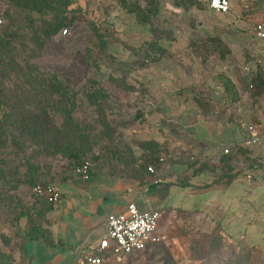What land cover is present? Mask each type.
<instances>
[{"label":"crops","instance_id":"crops-1","mask_svg":"<svg viewBox=\"0 0 264 264\" xmlns=\"http://www.w3.org/2000/svg\"><path fill=\"white\" fill-rule=\"evenodd\" d=\"M253 27L206 0L172 5L152 24L126 16L113 66L126 92L118 114L106 112L116 147L87 182L74 172L59 177L60 200L43 203L28 226L30 264H80L77 251L96 246L107 218L131 203L160 213L168 242L195 223L233 248L264 250V140L247 144L244 129L264 130V42ZM151 164L159 182L149 185Z\"/></svg>","mask_w":264,"mask_h":264},{"label":"rangeland","instance_id":"rangeland-1","mask_svg":"<svg viewBox=\"0 0 264 264\" xmlns=\"http://www.w3.org/2000/svg\"><path fill=\"white\" fill-rule=\"evenodd\" d=\"M162 12L169 10L175 0H157ZM187 1V0H185ZM229 1V0H228ZM234 9L228 13L240 12L251 26L264 17V0H232ZM136 3L145 8V0H76L65 15L66 25L50 38L43 39L42 47L36 49L29 64L40 72L54 73L63 78L69 94V108L75 98L73 116L66 113L59 103L47 104L48 108L34 105L29 108L33 123L38 127L45 142L39 147L28 145L22 152L0 150V247L1 255L10 256L15 264H30L28 258V226L37 223V214L45 203L33 193L37 183H57L63 174L73 172L78 158L91 160L93 164L105 153H111L110 138L105 133L108 120L100 112L98 99L92 86L106 96H111L109 106L118 114L121 110L120 97L126 92L109 72L99 69L109 63L116 67L112 58L106 55L109 42H102L112 34L119 44H124L123 30L126 13ZM7 0H0V26L6 25L3 12ZM234 10V11H233ZM66 34H62L63 30ZM109 33V34H108ZM110 40V38H109ZM136 40V38L130 41ZM27 79L7 78L2 85L5 101L0 102V120L5 114L21 118L25 106L19 103V89ZM94 92V93H93ZM56 96L53 95L51 100ZM68 97V96H67ZM95 101V102H94ZM101 101V100H100ZM15 104V106H14ZM42 111L48 112L46 117ZM98 111V112H97ZM29 118V114L25 115ZM76 120H74V119ZM45 145L48 147L45 148ZM76 155V157H74ZM78 157V158H77ZM160 228V227H159ZM159 235V234H158ZM160 236V235H159ZM177 241L168 242L160 236L139 257L116 260L117 264H264V250H255L245 244L233 248L224 243L215 230L200 231L192 228L177 230ZM2 244V245H1Z\"/></svg>","mask_w":264,"mask_h":264},{"label":"trees","instance_id":"trees-1","mask_svg":"<svg viewBox=\"0 0 264 264\" xmlns=\"http://www.w3.org/2000/svg\"><path fill=\"white\" fill-rule=\"evenodd\" d=\"M210 1L206 0V3L209 5ZM145 2V8L143 9H140L136 3L126 4L128 6L125 9L127 11L126 16L130 18L132 24H152V19L162 11L157 0H145ZM74 3H76V0H7L8 8L3 12L6 25L4 27L0 26V102H4L7 95H2L4 90L2 82L11 77L13 79L14 77L21 80L27 79V82L20 83L21 89H19L20 91L17 95L19 103H23L26 110H24L21 118L13 116L10 119L9 115L5 114L0 120V150L11 149L14 152H22L28 145L39 147L40 144L45 142V138L42 139V133L37 130L38 127L31 126L32 128H29V123H33L29 108L34 105L42 104V107L46 109L49 103H59L63 104L61 107L69 116L72 114L75 98L70 101L72 103L70 109L68 105L70 96L65 91L66 86L63 83L65 80L54 73L40 72L38 67H33L34 65L29 64V60L35 52L31 46L34 45L36 49H40L43 39L50 38L58 30L65 27L67 23L65 15ZM229 3L230 7L234 6L232 0H229ZM195 4L196 0L174 1L175 6L184 9H189ZM102 42H109L105 49L106 55L116 62L120 52L115 38L109 34L103 38ZM103 65L99 69L105 72H109L110 69L112 79L121 84L122 81L119 75L114 74V70L111 69L109 63H104ZM91 88L95 92L93 93L97 99L99 95L101 96L97 100L99 103L95 105L100 108V113L106 117V112H111L108 96L99 91L97 85ZM53 95L56 97L51 100ZM27 113L29 118L25 116ZM42 114L46 117L49 113L45 112L44 114V111H42ZM104 130L110 138L111 145L113 132L106 123ZM47 147L45 145V148ZM115 147L111 145L112 149H115ZM84 160L88 159L78 158L76 166ZM1 250L2 248L0 247V264H15L12 257L6 256L3 258Z\"/></svg>","mask_w":264,"mask_h":264},{"label":"built area","instance_id":"built-area-1","mask_svg":"<svg viewBox=\"0 0 264 264\" xmlns=\"http://www.w3.org/2000/svg\"><path fill=\"white\" fill-rule=\"evenodd\" d=\"M210 9L220 13L228 14L231 11L228 0H211ZM1 23V21H0ZM63 30L62 34H66ZM254 36L264 42V17L260 18L253 27ZM264 86V75L262 77ZM247 132V144L258 143L260 139L264 140V130L258 134L256 127L248 125L244 127ZM225 154L229 151L226 149ZM164 159L160 158L158 163H163ZM93 162L84 160L78 164L73 172L84 182H87L93 172ZM147 172L153 176L148 184L159 182L156 164L147 166ZM33 193L36 197L44 200L46 203L56 204L61 195L55 183L41 184L37 183L33 187ZM160 213L155 211H141L131 203L122 213L111 215L106 220V233L99 243L93 248H80L76 257L80 264H105L110 258L125 260L133 254H142L148 246L159 242L158 228L160 222Z\"/></svg>","mask_w":264,"mask_h":264}]
</instances>
